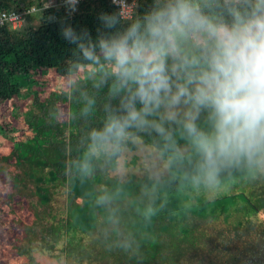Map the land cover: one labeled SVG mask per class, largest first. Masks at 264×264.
Masks as SVG:
<instances>
[{
    "label": "trees",
    "instance_id": "1",
    "mask_svg": "<svg viewBox=\"0 0 264 264\" xmlns=\"http://www.w3.org/2000/svg\"><path fill=\"white\" fill-rule=\"evenodd\" d=\"M156 2L135 0L132 18L128 21L120 19L117 30L122 31L135 20L143 19ZM194 2L204 15L229 23V9L237 6L235 0ZM42 4L29 0H0V14L36 8L34 14L24 17L22 28L12 29L9 24L0 26V162L11 160V165L18 171L16 181L22 186L31 183L41 205H46L50 199L46 180L66 187V221L64 226L60 223L51 226L53 235L63 227L91 231L98 227V216L103 224L111 223L116 209L104 200L89 176L80 174L81 155L87 149L104 144L94 142L91 133L102 130L108 117L119 111L121 98L127 92L118 91L116 77L103 57L86 59L75 45L63 38L60 20H66L77 32L87 29L95 40L107 31L99 19L100 15L118 16V13L109 0H86L77 5V11L70 17L63 5L44 8ZM53 15L57 20L49 22L48 18ZM34 16L38 18V24L28 26ZM185 47L191 52L196 51L192 42ZM41 75L45 78L42 81ZM63 77L68 79V87L64 91L56 89ZM47 85L52 91L42 101L40 95ZM23 101L29 102L26 108L21 106ZM62 108L66 114L63 119ZM162 109L149 119L162 122L166 135L148 128L144 131L130 129V136L153 141L167 155H174L181 146L185 147L184 170L181 172L178 167L171 170L182 174L156 187L147 178L134 179L132 176L124 183L118 180L109 182L111 191L122 187L121 197L128 196L130 191H152L149 211L153 221L148 223L142 219L136 202L131 203L129 211L135 219L129 226L133 243L139 246L140 251L150 252L152 256L158 248L155 231L168 233L175 224L183 225L189 216L203 221L222 214L226 217L239 202L250 205L243 193L222 195L212 200L195 195L194 183L203 177L199 168L201 157L183 127L180 130L173 128L171 121L163 118ZM197 126L209 130L207 121ZM117 152L116 149L110 152L99 150L97 156L85 153L88 164L99 170L109 165ZM253 172L254 167L244 163L226 166L220 170L216 181L220 185H230L237 179L250 177ZM76 181H83L79 190L74 187ZM157 219L161 222H155ZM179 231L186 233L183 228Z\"/></svg>",
    "mask_w": 264,
    "mask_h": 264
},
{
    "label": "clouds",
    "instance_id": "2",
    "mask_svg": "<svg viewBox=\"0 0 264 264\" xmlns=\"http://www.w3.org/2000/svg\"><path fill=\"white\" fill-rule=\"evenodd\" d=\"M78 3L63 0L69 17ZM235 3L230 23L204 15L194 0H157L122 31L116 14H101L107 31L95 40L60 20L63 38L86 59L103 57L118 91L127 92L119 111L91 133L93 141L119 146L130 129L166 135L162 122L149 119L163 108L164 119L182 124L206 182L226 166L264 169V0ZM189 42L195 52L186 49ZM202 112L208 131L197 126Z\"/></svg>",
    "mask_w": 264,
    "mask_h": 264
},
{
    "label": "rangeland",
    "instance_id": "3",
    "mask_svg": "<svg viewBox=\"0 0 264 264\" xmlns=\"http://www.w3.org/2000/svg\"><path fill=\"white\" fill-rule=\"evenodd\" d=\"M29 1L48 6L54 0ZM37 24V17L28 22V26ZM40 77L41 81L45 79ZM59 87L56 89L66 90V77L60 79ZM50 91L48 85L43 88L42 101ZM28 104V101L21 102L22 108ZM162 113L164 115V109ZM65 116L62 108L61 118ZM206 121L207 113L202 112L197 125ZM171 126L176 130L182 128L179 122H171ZM115 149L117 155L109 165L96 170L88 164L87 152L97 156L99 150L110 152ZM185 150L181 146L176 154L167 155L153 141L132 136L119 146L104 143L99 148L87 149L81 155L80 174L94 181L96 189L116 212L111 223L106 225L98 216V227L91 231L63 227L54 235L51 226L58 223L64 226L66 221V187L46 180L50 199L46 205H41L31 183L22 186L16 181L18 171L11 165V160L1 161L0 264H264V169L256 167L250 177L237 179L230 185H220L217 181L208 183L203 177L194 183L197 196L212 200L222 195L243 193L250 205L239 202L226 217L222 214L203 221L189 216L183 225L175 224L168 233L155 231L158 242L155 256L140 251L133 243L129 229L135 221L129 213L131 203L138 204L142 219L150 223L154 219L149 211L152 191H130L128 196L121 197L122 187L111 191L109 182L124 183L132 176L134 179L147 178L154 187L165 185L182 174L171 170L173 167H178L181 172L184 170ZM82 182L76 181L74 187L79 190ZM180 228L186 229V233L180 232Z\"/></svg>",
    "mask_w": 264,
    "mask_h": 264
},
{
    "label": "built area",
    "instance_id": "4",
    "mask_svg": "<svg viewBox=\"0 0 264 264\" xmlns=\"http://www.w3.org/2000/svg\"><path fill=\"white\" fill-rule=\"evenodd\" d=\"M86 0H79V3L85 2ZM112 5L117 10L118 16L123 21H128L133 16L134 6H135V0H109ZM52 5H63V0L59 1H53L51 2ZM44 8H47L49 6H43ZM36 12V8H30L27 10H24L22 12H2L0 14V26L4 24H9L12 29H20L23 27L24 23V17L26 15H32Z\"/></svg>",
    "mask_w": 264,
    "mask_h": 264
}]
</instances>
